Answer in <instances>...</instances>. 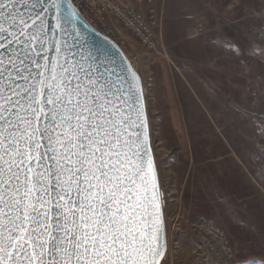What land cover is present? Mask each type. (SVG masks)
I'll return each mask as SVG.
<instances>
[{"label":"snow or ice","instance_id":"snow-or-ice-1","mask_svg":"<svg viewBox=\"0 0 264 264\" xmlns=\"http://www.w3.org/2000/svg\"><path fill=\"white\" fill-rule=\"evenodd\" d=\"M61 12L62 0H0V264H162L142 89L62 41L50 59Z\"/></svg>","mask_w":264,"mask_h":264},{"label":"rangeland","instance_id":"rangeland-1","mask_svg":"<svg viewBox=\"0 0 264 264\" xmlns=\"http://www.w3.org/2000/svg\"><path fill=\"white\" fill-rule=\"evenodd\" d=\"M161 47L118 36L142 79L162 264H264V0H156Z\"/></svg>","mask_w":264,"mask_h":264},{"label":"built area","instance_id":"built-area-1","mask_svg":"<svg viewBox=\"0 0 264 264\" xmlns=\"http://www.w3.org/2000/svg\"><path fill=\"white\" fill-rule=\"evenodd\" d=\"M71 3L89 26L117 44L132 66L126 42L118 36L119 28L130 32L143 48L160 49L162 16L156 0H71Z\"/></svg>","mask_w":264,"mask_h":264},{"label":"water","instance_id":"water-1","mask_svg":"<svg viewBox=\"0 0 264 264\" xmlns=\"http://www.w3.org/2000/svg\"><path fill=\"white\" fill-rule=\"evenodd\" d=\"M68 3H71V0H62L61 15L66 17V19L63 21V26L66 29L65 32H60L59 29H56L54 18H49V24L51 26L49 36L52 37L53 45V50L48 53L50 59H56L54 46L57 41H62V47L65 54L68 53L69 47L71 46V52L75 53V60L77 61L80 60L82 55L85 57L91 55L93 57V67L95 68L96 58H98L101 65H107L116 73V75L112 77L113 79H116V76L121 77V80L119 82L123 85L124 89L131 90L133 93L136 89H142L143 100L146 106L141 76L132 67L131 63L128 61L121 49L111 39L101 35L99 32L89 26L81 15L79 17L71 16L66 7ZM151 154L154 158L152 147ZM164 240L166 243L167 252L166 226ZM165 254L163 256V259L165 257Z\"/></svg>","mask_w":264,"mask_h":264}]
</instances>
